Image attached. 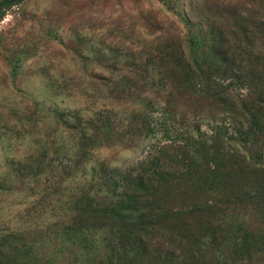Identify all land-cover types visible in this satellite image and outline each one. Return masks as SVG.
<instances>
[{"label": "trees", "instance_id": "trees-1", "mask_svg": "<svg viewBox=\"0 0 264 264\" xmlns=\"http://www.w3.org/2000/svg\"><path fill=\"white\" fill-rule=\"evenodd\" d=\"M22 1L1 0L0 18ZM234 5L217 18L182 14L183 39L169 29L117 50L130 73L90 80V107L35 102L33 116L62 132L9 158L32 201L24 227L0 239V264H264V0ZM48 80L52 96L71 97L67 83ZM102 98L111 102L99 109ZM203 115L215 123L209 133ZM158 135L130 167L98 161L115 143Z\"/></svg>", "mask_w": 264, "mask_h": 264}, {"label": "rangeland", "instance_id": "rangeland-1", "mask_svg": "<svg viewBox=\"0 0 264 264\" xmlns=\"http://www.w3.org/2000/svg\"><path fill=\"white\" fill-rule=\"evenodd\" d=\"M237 1L23 0L3 11L0 18V239L24 227L21 212L32 201L26 197L27 187L13 183L9 158L27 157L41 150L46 139L51 140L62 132L53 119L45 121L33 116L35 102L38 104L45 97L47 107L56 105L71 112L90 107L91 103H85L82 94L92 93L90 80L95 82L96 77H108L112 73L115 76L130 73L128 67L122 66L125 61H120L124 57L131 60L130 56L117 50L124 53L136 50L138 44L167 37L169 29L183 39L182 14L197 18L214 14L217 18L224 11H231V7L237 8L234 5ZM227 2L233 3L231 7ZM114 61L119 62L116 71L112 69ZM12 64L18 67L14 78ZM48 78L63 85L67 83L72 89L71 97L52 96V89L47 87ZM110 102L102 98V103L99 100L95 104L102 109ZM209 121L208 115H203L199 120L201 131L209 133L214 128L215 123ZM226 127L227 131L222 130L224 140L228 139L227 145L239 150L229 138L231 127ZM159 137H151L147 142L115 143L97 152L98 161L116 168L130 167L144 159ZM261 162L264 163V150ZM5 249L11 255V240Z\"/></svg>", "mask_w": 264, "mask_h": 264}]
</instances>
